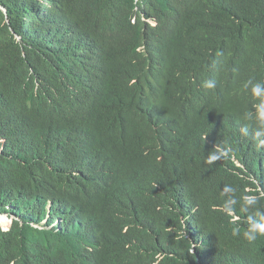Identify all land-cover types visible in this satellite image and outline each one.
<instances>
[{
    "label": "trees",
    "instance_id": "trees-1",
    "mask_svg": "<svg viewBox=\"0 0 264 264\" xmlns=\"http://www.w3.org/2000/svg\"><path fill=\"white\" fill-rule=\"evenodd\" d=\"M254 88L264 0H0V264H264Z\"/></svg>",
    "mask_w": 264,
    "mask_h": 264
},
{
    "label": "clouds",
    "instance_id": "clouds-1",
    "mask_svg": "<svg viewBox=\"0 0 264 264\" xmlns=\"http://www.w3.org/2000/svg\"><path fill=\"white\" fill-rule=\"evenodd\" d=\"M204 86L210 89L215 87V84L214 82L209 81ZM250 96L254 101L253 108L255 109V112H248L245 116V119L254 122V126L257 129L254 139H256L259 145L264 146V140L259 139V137L264 136V92H262L259 88H254L251 90ZM213 152H216L215 149ZM213 152H210L205 158V162L209 165L213 164L217 159V157L212 154ZM220 154L225 155V153ZM256 203L257 201L255 197H247L244 199L243 209H246L249 205L254 206ZM238 234L239 233L237 230L233 231L234 236ZM259 236H264V221H261L255 225H250L249 228L244 232V239L249 243L256 241Z\"/></svg>",
    "mask_w": 264,
    "mask_h": 264
}]
</instances>
